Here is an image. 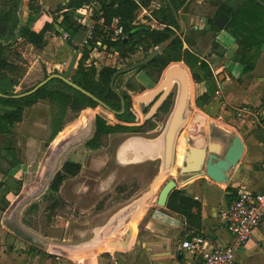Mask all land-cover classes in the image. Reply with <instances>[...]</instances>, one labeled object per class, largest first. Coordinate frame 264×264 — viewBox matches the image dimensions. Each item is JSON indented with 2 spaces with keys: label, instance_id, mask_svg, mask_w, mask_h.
<instances>
[{
  "label": "rangeland",
  "instance_id": "rangeland-1",
  "mask_svg": "<svg viewBox=\"0 0 264 264\" xmlns=\"http://www.w3.org/2000/svg\"><path fill=\"white\" fill-rule=\"evenodd\" d=\"M18 1V28L24 22L26 25L35 27L40 31L45 23L56 19L58 15L52 12L39 14L40 9L36 11V8H38L37 0ZM135 2L141 5L146 4V7L141 8L137 12L134 21L135 25L148 26L152 30H162L165 27L154 20L151 14L153 11L149 10H153L150 8H157L159 5H162V8L166 7V0H155V4L153 5L151 4L152 0H135ZM218 2L222 4L221 8L230 14L233 13L234 1L208 0V19L205 21V26L182 34H180L179 30L176 38L181 46L180 48L176 46L169 48V55L173 54L179 60L180 65L186 69L191 78V103L194 105V107L190 108L191 111L202 115L201 112L205 113V107L209 108L207 112L208 118H204L207 121L213 120L211 122L217 124L219 127H224V129L225 126L221 124H264V101L258 105L259 107L250 106V108L236 106L221 110L214 106H209L208 97H198L202 86L206 89V84L199 81L202 73L197 69L191 70L184 64V52H190L197 56L200 62H204L209 66L212 74L211 80L217 78L216 68H218L223 60L219 56L217 57V55L216 59H212L210 55L213 53L221 55L225 52L226 47L236 40L227 29V24L221 30L216 29L217 31H213L208 25L219 11L216 10V3ZM97 10L98 6L92 5L83 8L78 13H74V21L84 27L69 37L65 36L66 33H57V26H55L47 34V37H52L53 40V43H51L52 51L57 53L67 50L70 54V47L73 50L70 55H73V58L79 56V65L83 64V61L93 59V62H96L100 66L113 65L116 69H122L129 64V61L119 60L114 52L111 51L109 45L113 44L110 41L113 34L109 27H100V34L92 37V41L94 42L97 40L101 41L102 49H98L99 47L95 46V43L91 44L96 49L89 54L88 51L82 52L83 49L79 46L87 38L88 32L94 27L91 19ZM63 44H68L69 47L63 46ZM106 47L108 50H105ZM9 52H5L4 60H7L9 57L14 58L18 69L17 71L10 70L8 72L22 81L27 72L28 63L20 56L18 57V55L17 57L10 55ZM20 52L29 53L25 52L24 48ZM257 54L255 53V56ZM130 76L132 74L122 77L121 80L128 79V82L131 78ZM24 82L25 84L22 85L20 92H24L38 81H34V78L28 77ZM122 82L124 83L125 81H120V83ZM55 87L54 85L53 88ZM57 87L59 88V86ZM48 89L52 90V84L49 85ZM89 107L93 108L91 105ZM238 110L248 111L249 116L246 114V118L238 117ZM59 111L58 105L52 106V103H49L47 100L38 101L35 106L27 111L23 121L24 124H20L17 127L12 142L8 143L11 144V149L10 145L8 146L10 149L9 156L5 148V150L3 149L4 151L0 152V171L2 172L12 166L17 159L21 158L24 162L25 156L28 157L25 162L32 166L29 169H25L22 175H16V172H14L12 173L13 177L7 180L4 179L5 187L0 191V209L3 208L4 210L3 212L0 210V260L3 259V264H86L90 261V258L104 255L103 252L107 251L109 246H101L89 255L60 254L54 252L52 247L75 245L88 241L92 237V231L95 228L102 226L112 214L132 203L142 193L148 191L158 173V161H148L135 166H121L115 161L117 147L129 136H124L121 133H112L108 138L95 146V148L91 147L90 149L88 146L90 142L87 146L84 145L92 135L91 124H89L87 114L66 110L60 120L58 119L60 117ZM222 118L226 122L217 121ZM39 121L42 123L39 124ZM161 127L159 132L146 137L153 138L158 136L163 129V126ZM88 129L89 133L87 132L86 134V130ZM183 131L180 132L177 140L175 149L176 159L173 174L170 178L177 185L182 182V178L179 176L180 166L178 165V160L180 159L182 149L183 151L186 150ZM71 136H77L79 140L64 151L55 166L54 174L65 161L80 163L81 170L74 177H64L58 191L59 200L62 202L61 207L51 213L46 210L47 203L44 201L43 195L49 186V182L37 196L21 208L17 217V224L41 242L40 246H38L23 240L12 232L7 225L8 218L19 199L34 189L42 177L49 152L56 145H59ZM56 140L58 141L55 143ZM32 141H37L39 144L34 146L29 145ZM1 185L2 183H0V187ZM179 193L181 192L179 191ZM2 199L5 202H1ZM30 206H32L31 209ZM156 212L163 214L165 212L171 213L172 211L166 207L164 209L158 208L153 204L141 216L127 221V231L134 234L137 233L141 222L145 218L148 220L153 219ZM151 228L150 225L147 231L145 228L141 232L150 234ZM109 252L113 251L110 250ZM245 261L248 264H256L257 260L249 259L245 255L242 257L240 264H243Z\"/></svg>",
  "mask_w": 264,
  "mask_h": 264
},
{
  "label": "crops",
  "instance_id": "crops-1",
  "mask_svg": "<svg viewBox=\"0 0 264 264\" xmlns=\"http://www.w3.org/2000/svg\"><path fill=\"white\" fill-rule=\"evenodd\" d=\"M154 1L152 0V5L155 4ZM218 3H216V10H219L222 5ZM65 4L66 0H37V5L40 9L39 14L43 12L55 13L58 7H62ZM212 7L215 6L213 5ZM160 8H162V5L157 8H150L153 10L149 11L159 10ZM176 16L177 25L179 30H182V33L200 29L205 26V21L208 19V0H186L177 10ZM56 18V22L59 24L61 22L60 14ZM21 26H26L32 31L39 32V29L28 26L24 22L21 23ZM56 26L57 33L65 34L58 25ZM65 36L69 37L67 33ZM45 40L46 44H48L41 50L34 49L18 37L12 42L9 48L10 55L14 57L18 55L28 63L27 72L22 81H20V78H15L12 73L4 71L7 78L17 80V84L12 88L14 94H23L43 81L45 76L52 75L55 70L65 78L72 76L79 56L73 58V55H70L73 50L68 44H63V46L69 47L70 54L67 50L54 53L51 48L52 37H47L46 35ZM23 48L25 52L29 53L20 52ZM236 51L235 42H231L226 47L225 52L222 53L224 59L216 68L217 78L213 79L217 86V91L209 97L208 101L211 107L214 106L221 110L236 106L250 108V106H258L264 101V46L258 50V54L254 59L253 70L248 73L243 71V66L234 61ZM255 51L252 50L251 52L253 56ZM216 55L217 57L219 56V54L214 53L210 56L212 59H216ZM6 62L17 67V62L14 58L9 57ZM28 77L34 78V81L38 82L24 92H20L22 85L25 84V79ZM204 93H206V89L202 86L198 97ZM29 109H23L22 121L14 123L10 127L8 134H0V152L9 149V145L11 149V144L8 143L12 142L17 127L20 124H24L23 121ZM208 109L205 107V113L201 112L202 117L208 118ZM11 112V108L0 106V116L9 115ZM217 121L226 122L223 118ZM41 123L39 121V124ZM221 125L225 126V129L221 126L225 134L238 135L241 138L244 154L242 160L232 170L230 180L226 185H217L205 178H198L185 184H182L184 181L182 178V182L176 185V190L181 192V196L196 201L200 205L198 212L192 209V213L196 217L193 216L186 219L184 216L173 212H165L163 214L156 212L153 219L148 220L145 218L141 222L137 233L131 232L128 249L125 252H117L109 247L107 251L103 252L104 255L94 256L86 264H181L182 260L188 255L180 251L179 244L186 236L194 233L203 236L208 243V247L214 249L227 246L231 242V236L225 228L219 210L228 203V200L225 199L226 196L230 195L228 189L233 190L236 195L245 191L260 192L263 189L264 124ZM36 144H39V142L32 141L29 145L34 146ZM27 159L28 157L25 156V161ZM25 161L23 162L21 158L17 159V163H14L4 172L0 171V183H2L0 191L5 187L4 179L7 180L13 177L12 173L14 172H16V175H22L25 169L32 167ZM150 225L152 227L150 234L141 232L145 228L147 231ZM110 250L113 252H109ZM245 255L249 259H256V264H264V219L257 229L253 231L246 246L237 252L235 264H240L242 257ZM0 264H3V259L0 260ZM243 264L248 263L245 261Z\"/></svg>",
  "mask_w": 264,
  "mask_h": 264
},
{
  "label": "water",
  "instance_id": "water-1",
  "mask_svg": "<svg viewBox=\"0 0 264 264\" xmlns=\"http://www.w3.org/2000/svg\"><path fill=\"white\" fill-rule=\"evenodd\" d=\"M166 2L169 4V0H166ZM255 2L264 7V4L259 0H255ZM172 13L177 20L174 10H172ZM228 21V16L220 14L214 20L213 25L216 29L221 30ZM180 34H182V30H180ZM176 37L177 35L172 37L167 43L157 47L138 66L147 64L160 55ZM124 41L122 40V43ZM129 70L120 71L116 75ZM116 75H114L112 83ZM53 79L62 81L106 108L97 99L60 75H50L29 92L13 96L12 98L29 97ZM174 83L178 84V91L166 124H164L159 135L153 138L129 136L117 147L115 153V161L121 166H135L148 161L159 162L158 173L148 191L142 193L132 203L112 214L102 226L95 228L92 231V237L88 241L75 245L53 246L52 250L54 252L66 255H89L104 245L113 248L117 252H125L131 239V232L127 231L126 227L127 221L141 216L153 204L158 208L164 209L169 195L176 190L177 184L170 178L173 174L176 159V144L182 130H184L183 137L186 143V150L183 151L182 164L179 168V176L184 179L182 184L198 178H205L217 185L228 184L232 170L242 160L244 154L241 138L238 135L225 134L223 129L217 126V124L207 121L198 112L191 111L190 108L194 107L191 103V78L186 69L180 64H173L166 69L161 87L168 90ZM0 98L6 97L0 94ZM156 106H154L151 113H153ZM106 109L110 111L108 108ZM89 129L86 130V134L87 132L89 133ZM78 140L77 136H71L59 145H56L49 152L42 177L34 189L20 198L13 207L7 225L12 232L23 240L40 246L41 242L38 239L17 224V217L21 208L48 185L59 158L68 147L74 145Z\"/></svg>",
  "mask_w": 264,
  "mask_h": 264
},
{
  "label": "trees",
  "instance_id": "trees-1",
  "mask_svg": "<svg viewBox=\"0 0 264 264\" xmlns=\"http://www.w3.org/2000/svg\"><path fill=\"white\" fill-rule=\"evenodd\" d=\"M185 1L186 0H169V4L167 3L166 7L151 12L154 20L165 26L162 30H152L148 26L135 25L134 21L137 12L141 8L146 7V4H138L135 0H66V4L62 7H58L55 11V13L60 14L61 22L57 24L56 18L49 23H45L39 32H35L26 26L18 28V0H0V94L6 97L0 98V106L12 109L9 115L0 116V134H8L10 127H12L14 123H20L22 121L23 109L32 108L40 100H47L49 103H57L62 110L69 105L71 109H75L76 104L85 100L83 95L72 90L75 99L71 103L70 97L65 94V91L70 90V88L59 80H51L47 85L40 88L29 97L13 99L12 97L16 96V94L12 92V88L17 84V80L7 78L4 71H17L18 68L8 64L3 57L5 52L9 51L12 42H14L17 37L34 49L41 50L46 45L45 36L54 26L58 25L68 36L76 34L78 31L82 30L84 26L74 21L73 14L77 11H81L85 7L97 5L98 10L94 12L91 19L94 24V36L100 34V27H110L112 22L117 20L118 24L123 28L124 36H130L129 40L131 41L138 39L145 48H147L146 50L153 49L154 47L167 43L177 34L179 26L177 25L176 17L173 15L172 10L177 13V10ZM233 1L235 3L233 5L232 14L221 8V5L217 15L208 25L210 29L217 31L213 25L214 20L220 14L228 16L229 21L227 23V29L230 31L231 35L235 37V45L237 46L234 61L243 66V71L248 73L253 70L254 66L255 54L254 56L251 54L252 50H256L255 53H257L258 50L264 46V7L255 2V0H230V2ZM259 1L264 4V1ZM36 11H39V7L36 8ZM121 42L122 41L116 44H110L109 47H113L115 51H121ZM125 42L126 40L124 43ZM94 43V41L91 42L92 45ZM124 43H122V45H124ZM91 44L90 46H92ZM175 46L179 48L181 46L177 38L169 44L168 50ZM219 57L222 60L224 59L222 54L219 55ZM168 61L169 63L179 62L173 54L168 55ZM184 64L191 70L197 69L202 73L199 81L206 84V93L201 97H208L209 101V97L217 90L215 82L213 79L211 80L212 74L209 70V66L204 62H200L199 58L190 52H184ZM47 77L48 76H45L44 79ZM51 84H56L55 88L58 90L55 88L52 90L48 89ZM61 85L64 87L63 89L57 87ZM35 86L24 93L29 92ZM96 127V137L107 133L103 124H96ZM88 145L93 148L96 146L92 142ZM9 150L10 149H6L8 156ZM15 163H17V161ZM78 172V163L67 161L63 162L59 170L54 174L43 195V199L47 203L46 210L49 211V213L59 209L62 205L58 197V191L64 177H74ZM228 192H230V195L226 196L225 199L230 202L232 199L236 198L237 195L233 190L228 189ZM1 202H5V200L2 199ZM31 208L32 206H30V209ZM166 208L173 213L189 219L193 216L196 217L192 213V209L198 212L200 205L196 201L181 196L178 190H174L168 197ZM0 210L2 212L4 211L3 208Z\"/></svg>",
  "mask_w": 264,
  "mask_h": 264
},
{
  "label": "flooded vegetation",
  "instance_id": "flooded-vegetation-1",
  "mask_svg": "<svg viewBox=\"0 0 264 264\" xmlns=\"http://www.w3.org/2000/svg\"><path fill=\"white\" fill-rule=\"evenodd\" d=\"M129 37L130 36H123L122 40H126V42L124 45H122L121 42V51H115L113 47H110L111 51L114 52L115 56L119 60L129 61V64L124 68L116 69L113 65L100 66L96 62H93V59L83 61V64L79 65L80 59H78L72 76L69 78L64 77L72 84L97 99L110 111L66 85L62 81L61 82L64 85L70 88V90L65 91V94L70 97L71 103L75 99V95L72 90L83 95L85 100L76 104L75 109H71L69 105L62 110L59 108L57 103H52V106L58 105L60 110V117L58 119L60 120L66 110H70L72 112L74 111L75 113L82 112L87 114L86 116L89 118V124H91L92 135L90 139L84 143L86 146L89 142H92L97 146L112 133H121L124 136H151L154 133L159 132L162 128L161 126L166 124L173 107L175 96L178 91V84L174 83L168 90L162 88L161 85L164 81L166 69L173 64L180 63H169V51L167 46L164 51L153 60L147 64L138 66V64L143 62L159 46L146 50L147 48H145V46L138 39L131 41L129 40ZM116 43L117 42H114L113 44ZM95 46H89L88 48L83 49L82 52L88 51V53L91 54L93 50L96 49ZM98 47V49H102V45ZM105 50H108L107 47ZM123 70L129 71L116 75L118 72ZM129 74H132V76H130L131 78L128 82V79L121 80L122 77ZM52 75L60 74L55 70L52 72ZM114 75H116V77L112 83ZM120 81L125 82L120 83ZM53 86L54 85H52V89H54ZM59 88L63 89L64 87L61 85ZM89 105L93 106V108L89 107ZM155 105L157 106L153 113H151ZM96 124H103L107 133L96 137ZM57 141L58 140H56L55 143ZM78 165L79 174L81 165L80 163H78Z\"/></svg>",
  "mask_w": 264,
  "mask_h": 264
},
{
  "label": "built area",
  "instance_id": "built-area-1",
  "mask_svg": "<svg viewBox=\"0 0 264 264\" xmlns=\"http://www.w3.org/2000/svg\"><path fill=\"white\" fill-rule=\"evenodd\" d=\"M109 29L113 34L110 40L112 43L123 39V28L117 20L112 22ZM93 36L92 28L87 38L80 43V48H88ZM95 44L100 46L101 41L97 40ZM246 114L249 116L248 111L238 110L237 116L246 118ZM219 214L231 236V242L227 246L214 249L208 247L203 236L195 233L188 235L179 244L180 251L188 255L181 264H235L237 252L246 246L253 231L264 219V187L260 192L238 193L236 198L219 210Z\"/></svg>",
  "mask_w": 264,
  "mask_h": 264
},
{
  "label": "bare ground",
  "instance_id": "bare-ground-1",
  "mask_svg": "<svg viewBox=\"0 0 264 264\" xmlns=\"http://www.w3.org/2000/svg\"><path fill=\"white\" fill-rule=\"evenodd\" d=\"M182 154H183V151H182ZM181 164H182V155H181L180 159L178 160V165L181 166ZM104 246H107V245H104Z\"/></svg>",
  "mask_w": 264,
  "mask_h": 264
}]
</instances>
